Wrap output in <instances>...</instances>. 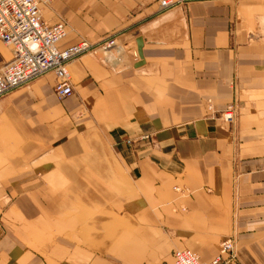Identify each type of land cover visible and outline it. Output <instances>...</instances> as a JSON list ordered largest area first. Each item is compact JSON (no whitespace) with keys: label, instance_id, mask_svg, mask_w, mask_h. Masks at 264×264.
Here are the masks:
<instances>
[{"label":"crops","instance_id":"0c3cea01","mask_svg":"<svg viewBox=\"0 0 264 264\" xmlns=\"http://www.w3.org/2000/svg\"><path fill=\"white\" fill-rule=\"evenodd\" d=\"M41 9L61 49L115 37L134 56L78 57L62 101L52 74L0 98L1 264H208L228 238L226 264H264V0Z\"/></svg>","mask_w":264,"mask_h":264},{"label":"built area","instance_id":"2783aa9c","mask_svg":"<svg viewBox=\"0 0 264 264\" xmlns=\"http://www.w3.org/2000/svg\"><path fill=\"white\" fill-rule=\"evenodd\" d=\"M52 1L0 0V41L10 49V59L0 67V98L39 77L52 74L55 78V97L62 101L73 93L69 65L75 59L85 54L103 53L110 61H120L113 53H122L124 47L118 45L115 37L96 44L80 40L61 49L59 44L67 36L64 24L50 25L42 20L41 7L48 6ZM190 1L196 0H158L159 11L164 12ZM206 109L222 125H232L235 121L236 108L232 104L217 112L211 101L206 100ZM149 139V135H143L128 142L135 144ZM173 255L174 264H201L197 255L188 250L175 251ZM234 258L235 244L228 238L219 244L217 256L208 264H226Z\"/></svg>","mask_w":264,"mask_h":264},{"label":"rangeland","instance_id":"374dc122","mask_svg":"<svg viewBox=\"0 0 264 264\" xmlns=\"http://www.w3.org/2000/svg\"><path fill=\"white\" fill-rule=\"evenodd\" d=\"M118 43V45H120V46H122V44L121 43H119V42H117ZM0 46H1V48H3L4 50H5V52H6V60L5 61H8L9 59H10V49H9V47L7 46V45H5L3 42H1L0 41ZM131 49V50H130ZM132 50H133V48H130V47H128V48H124V50H123V53H121V54H115V53H113L114 54V56L115 57H117L118 56V59H120V61L119 62H117L118 64H119V66L121 67V66H123V63L125 62L124 61V56H134V54H133V52H132ZM124 51H126L127 53H125ZM103 53H98V57L99 58H103V55H102ZM117 55V56H116ZM0 264H1V262H0Z\"/></svg>","mask_w":264,"mask_h":264},{"label":"water","instance_id":"95a60500","mask_svg":"<svg viewBox=\"0 0 264 264\" xmlns=\"http://www.w3.org/2000/svg\"><path fill=\"white\" fill-rule=\"evenodd\" d=\"M137 50H138V55H139V57H141V47H142V42H141V40H137ZM138 66H140V64H137L135 67H138Z\"/></svg>","mask_w":264,"mask_h":264},{"label":"bare ground","instance_id":"6f19581e","mask_svg":"<svg viewBox=\"0 0 264 264\" xmlns=\"http://www.w3.org/2000/svg\"><path fill=\"white\" fill-rule=\"evenodd\" d=\"M125 53H127L126 51H124ZM123 53V52H122ZM121 54V53H120ZM117 56V55H116ZM119 56V55H118ZM118 56L116 58H118ZM100 57V56H99ZM103 59H107V58H103ZM109 61V59H107Z\"/></svg>","mask_w":264,"mask_h":264}]
</instances>
